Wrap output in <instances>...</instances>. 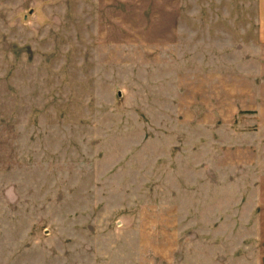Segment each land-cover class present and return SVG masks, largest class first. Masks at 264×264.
<instances>
[{"label":"rangeland","instance_id":"374dc122","mask_svg":"<svg viewBox=\"0 0 264 264\" xmlns=\"http://www.w3.org/2000/svg\"><path fill=\"white\" fill-rule=\"evenodd\" d=\"M262 1L0 0V264H264Z\"/></svg>","mask_w":264,"mask_h":264},{"label":"crops","instance_id":"0c3cea01","mask_svg":"<svg viewBox=\"0 0 264 264\" xmlns=\"http://www.w3.org/2000/svg\"><path fill=\"white\" fill-rule=\"evenodd\" d=\"M262 8L259 15H258V31L259 36L264 37V2L262 1Z\"/></svg>","mask_w":264,"mask_h":264}]
</instances>
